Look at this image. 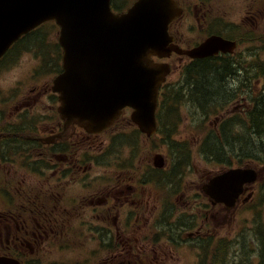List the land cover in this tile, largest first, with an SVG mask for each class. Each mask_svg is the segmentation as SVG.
Returning <instances> with one entry per match:
<instances>
[{"label":"flooded vegetation","instance_id":"af4514ba","mask_svg":"<svg viewBox=\"0 0 264 264\" xmlns=\"http://www.w3.org/2000/svg\"><path fill=\"white\" fill-rule=\"evenodd\" d=\"M175 1L184 15L169 29L179 43L185 44L183 30L232 39L233 51L214 57L236 53L239 69L232 78L254 77L260 58L254 50L264 48V0ZM111 6L127 8L121 0ZM247 50H253L249 61ZM26 52L36 62L35 75L0 88V255L21 264H187L192 256L199 259L195 264L206 262L204 252L191 250L207 238L206 207L193 214L191 203H182L162 212L156 182L145 180L140 161L137 169L117 156L108 169L93 164L109 152L112 126L97 134L65 126L51 90L61 54L54 21L13 41L0 58V72Z\"/></svg>","mask_w":264,"mask_h":264},{"label":"water","instance_id":"95a60500","mask_svg":"<svg viewBox=\"0 0 264 264\" xmlns=\"http://www.w3.org/2000/svg\"><path fill=\"white\" fill-rule=\"evenodd\" d=\"M22 2L26 4L24 20L54 18L60 24L63 71L55 77L53 90L59 92V110L65 122L77 123L90 132L101 131L122 107L129 105L134 108L132 120L151 135L156 130L158 88L170 71L169 64L154 62L151 55L163 57L175 50L202 56L218 48H207L214 44V38L188 51L168 45L171 38L167 25L180 13L173 0H137L121 14L111 12L109 0ZM9 12L5 13L1 31L7 28L5 23L14 20L17 33L24 24H19L20 14ZM14 33L9 37L17 35ZM7 44L0 47V54ZM155 164L162 166L159 155L155 156ZM252 175L246 169L228 170L211 179L207 187L231 204ZM0 264L19 263L0 257Z\"/></svg>","mask_w":264,"mask_h":264},{"label":"rangeland","instance_id":"374dc122","mask_svg":"<svg viewBox=\"0 0 264 264\" xmlns=\"http://www.w3.org/2000/svg\"><path fill=\"white\" fill-rule=\"evenodd\" d=\"M185 37L183 38L184 41L187 43L194 42L195 40L200 39L202 36L196 33H190L187 30H183ZM243 47V46H241ZM264 57V53L262 54ZM34 58L31 53L26 52L23 55L21 61L17 62L16 65L10 67L6 72L1 71L0 74V88L3 90H7L13 84L19 80H24L27 77H33L35 75V68L37 67L36 62L32 59ZM185 64L184 61H178L175 58L173 63V70L171 74L168 76L167 83L168 85H176L180 82L181 78V67ZM51 75L50 73H48ZM46 75V73H45ZM44 75V76H45ZM40 76V74H38ZM41 76V77H44ZM227 83V82H226ZM233 85L232 82L229 81V88ZM259 82H255L252 84V88L255 90V93L263 86ZM237 89V88H236ZM235 95H227V97L222 100V107L218 108V112L216 110L211 111H203L202 109H197L192 104L186 106V101L179 105L178 108V126L177 131L169 140L171 144L177 149L180 148L181 145L185 146L186 149H189L190 154L188 153V161L184 165V170L181 175V182L179 184L180 193L173 194L172 196H167L165 199L160 200V202H166L167 200L170 203L175 202V199L178 195L182 194L184 191V197L186 199L191 200L192 205L196 207L204 208L207 205V208L210 201L209 199L202 193L201 185L206 182L210 177L217 174L219 171L223 169L220 164L216 162L207 161L203 159L199 152H198V141L200 138L211 129V126L215 125L214 117L217 115L223 116L221 113H225L224 116L228 115L229 118H232V114H236L241 112V107H237ZM241 103V101H239ZM127 132L126 134L122 135V141L118 142L116 146H114L109 155L101 157L93 162L94 165H101L102 170L108 169L110 162L115 161V156L121 157L126 159L128 165H132L131 169H137L140 161L143 164V171L147 170L145 168L146 163L152 164L153 156L155 153H162L165 158V166L168 168L171 161L173 160L172 151H169L167 145L163 142L164 136L161 134L154 135L153 137L149 138L148 140L144 139L143 135H136L133 131V125H128L127 118H122L117 125V128H114L112 132L123 133ZM124 132V133H125ZM111 133V132H110ZM233 133L232 135H235ZM231 132L229 131V135ZM239 133H237V136ZM235 139L245 140L241 137H236ZM130 140V141H129ZM134 140V142H132ZM246 149V143L244 146ZM238 146L236 143H231L228 147H226V153L228 154V158L234 159L233 154L231 151L233 149H237ZM257 152V151H256ZM111 157V158H110ZM174 158L176 156L174 155ZM232 163V161H231ZM235 161H233V164ZM226 164V163H225ZM250 164L255 165L253 162L245 161L244 165ZM257 168L259 169V173L264 175V165L261 163L256 164ZM139 170V169H138ZM107 179V178H106ZM262 182L261 179L257 181L253 185L254 197L247 200V201H239L237 206L230 210L226 211L220 207H216L215 210H208V224L209 227L208 232L203 235H209L208 243L206 244L207 247L205 249L206 259H208L211 253H216L217 248L218 251L221 253L213 260L212 264H232L231 255L235 253L236 248L238 246L237 238L242 237L239 241L245 240L247 236L253 235V231H255V227L257 224H264V198L261 199V193L264 192V188H260L259 184ZM147 183L144 182V185ZM102 188H105V184L100 185ZM160 197H164L163 192L160 191ZM196 211V210H194ZM211 214H215V216H211ZM258 220V221H257ZM257 224L255 225V222ZM196 224L192 226L194 229ZM81 230V229H80ZM260 232L264 235V226L260 228ZM231 239L235 242L229 241ZM222 241V244L220 243ZM223 241H228V250L225 253L226 245L223 246ZM249 242V240H248ZM220 244V245H219ZM231 244V245H230ZM241 245L242 242H240ZM247 244V242H246ZM221 246L223 248H221ZM250 246L252 244L250 243ZM161 250L166 251L169 256L172 255L173 250L170 247L162 246L160 247ZM225 256H223V253ZM65 255H68V252H64ZM210 260H208L210 264ZM256 262V259H253V263ZM187 264H193L192 261H189ZM258 264V263H256Z\"/></svg>","mask_w":264,"mask_h":264},{"label":"trees","instance_id":"16d2710c","mask_svg":"<svg viewBox=\"0 0 264 264\" xmlns=\"http://www.w3.org/2000/svg\"><path fill=\"white\" fill-rule=\"evenodd\" d=\"M223 68L224 69H220V67L216 64H206L203 62H196L192 65L186 66L184 70V74L187 78L185 79V81L187 82L185 85H187V87H184L186 96L196 102L201 108H204L206 106V102L203 103L204 99L212 101L217 95L221 97V95L224 94L227 89L224 72H228V69L225 66ZM182 90L183 88L180 87L179 89H177V91H175L178 100H182L183 97H185V95L182 93ZM167 91H173V89H168ZM262 95L263 97H261L257 101L255 110L250 112V126L245 125L244 123L242 124L244 136L247 133L249 134V132L252 134H250L248 138L245 136L247 148L256 151L264 150V94ZM173 106L174 105L169 103L167 106L163 97L158 109V116L160 117V115L164 112H166L167 115L171 116L173 114ZM172 129L173 127L164 126L162 128V131L168 135L169 132L172 131ZM238 136H243V134L239 132ZM251 136H254V138H250ZM206 148L208 153L211 155L222 153L220 143L209 145ZM243 149L246 148L242 146L241 153H244Z\"/></svg>","mask_w":264,"mask_h":264},{"label":"bare ground","instance_id":"6f19581e","mask_svg":"<svg viewBox=\"0 0 264 264\" xmlns=\"http://www.w3.org/2000/svg\"><path fill=\"white\" fill-rule=\"evenodd\" d=\"M218 91V90H217ZM212 96V95H211ZM200 100V99H199ZM261 119V118H260Z\"/></svg>","mask_w":264,"mask_h":264}]
</instances>
